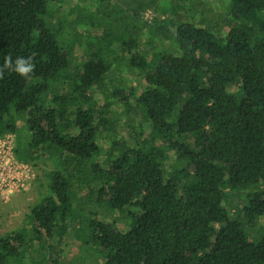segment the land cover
<instances>
[{"label": "trees", "instance_id": "trees-1", "mask_svg": "<svg viewBox=\"0 0 264 264\" xmlns=\"http://www.w3.org/2000/svg\"><path fill=\"white\" fill-rule=\"evenodd\" d=\"M58 1L0 0V66L35 64L0 79V136L25 114L15 155L57 164L25 226L0 236V264L46 263L74 184L119 213H91L101 264H264V235L247 233L264 215V0H228L216 19L188 0H77L51 21ZM67 16L87 35L67 38Z\"/></svg>", "mask_w": 264, "mask_h": 264}, {"label": "rangeland", "instance_id": "rangeland-1", "mask_svg": "<svg viewBox=\"0 0 264 264\" xmlns=\"http://www.w3.org/2000/svg\"><path fill=\"white\" fill-rule=\"evenodd\" d=\"M77 0H59L54 6H52L53 14L51 21L56 20L55 17H65L67 11L75 5ZM120 3L123 7H136L137 0H114ZM142 1V0H140ZM149 2L148 0H144ZM156 2V0H153ZM143 9L141 14L145 17L153 15V5L145 7L143 3ZM186 7L197 14H204L209 18L216 19L219 16H223L228 8V0H188ZM190 12V13H191ZM189 13V18H190ZM194 17V16H193ZM67 38L79 37V35L86 36L87 30L84 25L75 26L72 20L67 16L65 21ZM100 31L99 28H95V31L90 29V33L95 35L94 32ZM79 33V35H78ZM72 39V38H71ZM84 39V38H83ZM76 46L74 50V57L76 59H82L84 53L82 47ZM12 119L16 123L15 145H18L20 150L23 151L22 147L24 144L25 137L27 136L26 128L24 126L25 114H14L13 110L10 111ZM6 120V117H4ZM146 128V125H145ZM117 129L120 130V135L128 138L124 127L118 125ZM172 160V155L170 157ZM33 167L35 177L29 186L25 189L14 191L9 195L0 194V236L17 230L25 223L28 218V212L33 204H36L41 196L47 195L48 190L46 184L49 183L48 171L57 168L56 161L53 158H47L40 156L34 158L29 162ZM72 191L75 196L72 197V204L69 206V212L67 213L64 221V231H57L48 242L52 244L50 253L46 259L45 264H101L104 260L103 253L99 250L96 244H92L89 239V228L88 222L90 220L91 213L103 221H111L118 217L115 210L109 209L105 202L101 204L97 203H85L83 197L86 193V188H79L77 184H74ZM80 203V204H79ZM228 203L231 207L236 204L235 198H229ZM82 205V206H80ZM232 213V211H231ZM124 220L118 222V226L124 229ZM249 238L259 239L264 235V215L258 218V225L255 228L248 229L247 231ZM39 250V252H38ZM42 250L38 249L36 242L32 243L27 250L28 257H37V253L40 254ZM39 258H35L37 261ZM24 262L28 264L29 260L24 259Z\"/></svg>", "mask_w": 264, "mask_h": 264}, {"label": "built area", "instance_id": "built-area-1", "mask_svg": "<svg viewBox=\"0 0 264 264\" xmlns=\"http://www.w3.org/2000/svg\"><path fill=\"white\" fill-rule=\"evenodd\" d=\"M14 147L13 132H6L0 136V194L2 195L27 188L35 177L31 164L18 159Z\"/></svg>", "mask_w": 264, "mask_h": 264}, {"label": "clouds", "instance_id": "clouds-1", "mask_svg": "<svg viewBox=\"0 0 264 264\" xmlns=\"http://www.w3.org/2000/svg\"><path fill=\"white\" fill-rule=\"evenodd\" d=\"M33 61L34 55H30L26 59L23 57H17L15 61H13L11 55L7 56L4 64L0 66V79L4 78L5 70L15 72L24 79H31L35 69Z\"/></svg>", "mask_w": 264, "mask_h": 264}]
</instances>
